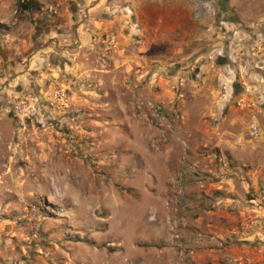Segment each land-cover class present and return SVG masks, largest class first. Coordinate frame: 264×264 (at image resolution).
<instances>
[{
  "label": "rangeland",
  "instance_id": "374dc122",
  "mask_svg": "<svg viewBox=\"0 0 264 264\" xmlns=\"http://www.w3.org/2000/svg\"><path fill=\"white\" fill-rule=\"evenodd\" d=\"M188 2L0 0V264H264V0Z\"/></svg>",
  "mask_w": 264,
  "mask_h": 264
},
{
  "label": "crops",
  "instance_id": "0c3cea01",
  "mask_svg": "<svg viewBox=\"0 0 264 264\" xmlns=\"http://www.w3.org/2000/svg\"><path fill=\"white\" fill-rule=\"evenodd\" d=\"M171 5L173 6V9H176V11H179V8L181 9H190V2L188 0H168ZM157 2H161V0H157ZM167 2V0H166ZM171 9V7H168L167 12ZM175 11V10H174ZM176 25V24H175ZM174 25V26H175ZM167 32V31H166Z\"/></svg>",
  "mask_w": 264,
  "mask_h": 264
},
{
  "label": "trees",
  "instance_id": "16d2710c",
  "mask_svg": "<svg viewBox=\"0 0 264 264\" xmlns=\"http://www.w3.org/2000/svg\"><path fill=\"white\" fill-rule=\"evenodd\" d=\"M20 11L29 12L33 9L31 1H25L19 5Z\"/></svg>",
  "mask_w": 264,
  "mask_h": 264
},
{
  "label": "built area",
  "instance_id": "2783aa9c",
  "mask_svg": "<svg viewBox=\"0 0 264 264\" xmlns=\"http://www.w3.org/2000/svg\"><path fill=\"white\" fill-rule=\"evenodd\" d=\"M49 13H50V15L53 13L52 8L49 9Z\"/></svg>",
  "mask_w": 264,
  "mask_h": 264
}]
</instances>
